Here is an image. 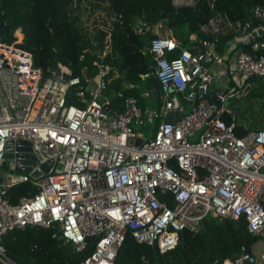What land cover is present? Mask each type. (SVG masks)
<instances>
[{
  "label": "built area",
  "instance_id": "built-area-1",
  "mask_svg": "<svg viewBox=\"0 0 264 264\" xmlns=\"http://www.w3.org/2000/svg\"><path fill=\"white\" fill-rule=\"evenodd\" d=\"M197 1L171 0L174 6ZM96 9L91 27H112L118 15ZM252 14L261 21L256 27L247 21L230 23L215 11L201 25L212 35L186 46L179 47L172 35L151 37L146 46L151 59L139 75L158 79L154 105H140L120 86L114 87V94L122 103L114 107L105 94L110 68L100 60L92 61L95 71L84 65L74 74L59 64V71L43 77L31 52L16 46L23 38L20 28L12 43L0 42V261L15 264L1 239L28 224L56 227L78 251L85 248L87 236H93L91 252L76 264H116L127 233L163 252L176 245L180 230H197L207 215L243 216L248 231L264 241V128L236 134L229 106L230 98L246 93L251 77L264 76V53L238 49L225 66L226 90L216 95L218 101L210 97L217 80L214 64L223 58L219 33L225 26L244 33L248 25L262 27L264 5L255 4ZM150 29L138 26V31ZM246 35L245 41L250 40L251 33ZM262 46V41L253 44L254 49ZM176 48L178 54L168 56ZM151 90L141 94L151 96ZM71 94L82 104L68 102ZM174 95L189 109L166 121ZM182 107L180 100V111ZM224 111L231 113V122L223 119ZM9 140L14 163L7 169L1 165ZM23 146L40 161L52 159L49 171L33 176L32 170L41 169L24 162ZM18 164L31 169L20 172ZM27 180L37 191L11 202L6 190ZM253 255L243 248L222 264H248Z\"/></svg>",
  "mask_w": 264,
  "mask_h": 264
},
{
  "label": "trees",
  "instance_id": "trees-1",
  "mask_svg": "<svg viewBox=\"0 0 264 264\" xmlns=\"http://www.w3.org/2000/svg\"><path fill=\"white\" fill-rule=\"evenodd\" d=\"M88 3L93 8L88 7ZM257 3L264 5V0H199L193 5L178 6H174L171 0H0V19L4 18L8 24L1 42L12 43L14 30L20 27L23 38L16 46L31 52L33 64L41 68L43 77L50 75L52 70L59 71V64L68 65L74 74L79 73L84 65L95 71L92 61L100 60L110 68L107 75L111 79L107 88L127 83L123 88L125 93L135 95L141 105H146L138 90L141 82H146L158 93L159 81L155 75L141 78L139 73L145 70L151 59L146 46L150 38L157 34L151 29L138 31V26L151 28L160 22L168 35L177 38L181 47L212 35L201 29L200 20L205 14L211 17L215 11L229 17L233 23L247 21L253 27L258 26L261 21L252 14V7ZM97 7L108 12L114 9L118 16L112 27L88 25L86 21ZM49 20L55 25L54 30L48 25ZM223 30L219 33L218 50L235 35L244 33L241 29L233 30L227 26ZM263 38L264 33L238 45L254 54L264 53L263 46L253 48V44ZM106 48L101 58L100 54ZM178 52L176 48L169 51L168 56L173 57ZM250 93L252 98L264 102V76L249 79L243 95ZM241 96L231 104L238 106L235 101ZM67 100L82 104L73 94ZM258 114L249 118L246 124L234 115L236 134L264 128L259 127L264 123V106ZM222 117L227 123L232 120L229 111H224ZM156 120L158 122L159 119ZM36 191L37 187L27 180L11 185L4 194L15 203L22 195H31ZM86 239L85 248L78 251L59 235L56 227L28 224L7 231L1 241L15 264H76L92 250L95 238L87 236ZM258 239L259 235L248 231L243 216L231 219L207 215L197 230H180L176 245L163 252L127 233L118 249L116 264H222L226 258L234 260L243 248L253 253L252 245ZM0 264L4 263L0 261Z\"/></svg>",
  "mask_w": 264,
  "mask_h": 264
},
{
  "label": "rangeland",
  "instance_id": "rangeland-1",
  "mask_svg": "<svg viewBox=\"0 0 264 264\" xmlns=\"http://www.w3.org/2000/svg\"><path fill=\"white\" fill-rule=\"evenodd\" d=\"M87 6L93 8V5L91 3H88ZM97 8L99 10H105V9H103L101 7H97ZM95 10H97V9H95ZM86 22L88 23V25H90L92 23V18L89 17V19ZM151 28L152 29L150 31L153 32V33H155V34H163V35H166V33H168V32H166V29H163V26L161 25L160 22H156L153 25V27H151ZM14 32H16L17 34H20L18 28L15 29ZM94 40L95 39L92 36V41H94ZM126 84L127 83H122L121 87L122 88H125ZM147 87H148V85H146V82H144V83L141 82L140 88H138V90L141 93L142 90L148 89ZM113 89H114V87H108L105 90V94L106 95H109L111 97V104L114 107H118V106L121 105L122 99L119 98V97H117V96H115ZM149 89L151 90V88H149ZM154 94H155V92L153 90H151V96L150 97L143 96L142 94H141V96H142V99L145 101V103H147V105H151L152 104L151 97L153 98L154 97ZM251 96H252L251 93L248 94V95H243V96H241L239 99H237L235 101L238 104V106L233 105V110L235 109V110L238 111L235 115L237 116L238 119L243 120V124H246V122H247V120L249 118H255V117H257L259 115L258 112H260L261 108L264 106V102L261 99H254ZM180 100H181V102L183 104V107L181 109V112L184 113V112L188 111L189 106L181 98V96H180ZM234 100L235 99L230 98V101L231 102H233ZM138 103L140 104V102H138ZM259 127H264V123H263V126H259ZM147 128H149V129L153 128V124H148L147 125ZM13 163H14V159L12 157H5L4 161L2 162L1 167L8 169ZM263 248H264V241L261 238L258 239L255 243H253V245H252V252H253L254 256L256 257V261L254 262V264H264Z\"/></svg>",
  "mask_w": 264,
  "mask_h": 264
},
{
  "label": "water",
  "instance_id": "water-1",
  "mask_svg": "<svg viewBox=\"0 0 264 264\" xmlns=\"http://www.w3.org/2000/svg\"><path fill=\"white\" fill-rule=\"evenodd\" d=\"M109 14L113 17L116 16V12L114 11V9H110L109 11ZM207 17L208 15L205 14L201 20H200V24H204L206 23L207 21ZM227 20L230 22V23H233L232 20L229 18V17H226ZM48 25L51 27L52 30L55 29V25L52 23L51 20L48 21ZM264 29V25L260 28H257V29H253V27L251 25H248L246 26L245 28V31L246 32H250L252 37H251V40L256 38L257 36L261 35L262 34V31ZM8 30V24L6 22V20L4 18H1L0 19V42H1V39L5 36L6 32ZM4 64V60L2 58H0V66H2ZM64 77L67 78V74H64ZM211 92V91H210ZM173 99V106L172 108L168 111V113L166 114L165 116V120L166 121H174L176 119H178L180 116H181V111H180V99L177 95H174L172 97ZM215 101H218L217 97H214L213 98ZM104 108L109 112V114H114L115 111L110 107V105L108 103H104ZM119 110V109H118ZM117 110V111H118ZM238 111L237 110H232L231 113L232 114H236ZM140 139H137L136 140V143L139 142ZM12 141L9 140L7 142V145L5 146V157H12V154L9 152V149L11 148L10 147V143ZM21 149L23 150L22 153H20V155L22 156H25L27 159L24 161L28 164H38L39 165V168L41 169L38 170V169H34L32 170L31 174L33 176H39L41 174V172H48L52 163H53V160L52 159H48L46 161H40L36 156H33L32 152L30 151L31 148L29 146H23L21 147ZM17 162H23L22 159H17ZM16 169L20 172H28L30 171L31 169V166L30 165H16ZM4 179V174L2 172H0V183L3 181ZM1 188V186H0ZM245 252V251H244ZM256 260V257L253 255L249 260L248 262L250 263H253L255 262Z\"/></svg>",
  "mask_w": 264,
  "mask_h": 264
},
{
  "label": "crops",
  "instance_id": "crops-1",
  "mask_svg": "<svg viewBox=\"0 0 264 264\" xmlns=\"http://www.w3.org/2000/svg\"><path fill=\"white\" fill-rule=\"evenodd\" d=\"M166 34H168V33H166ZM246 39H248L246 33H242L241 35H235L233 38L228 40L223 45L221 50H218L220 55H222L223 58H222V60L219 63L214 64V68L217 70V80L211 86L210 97L212 99L214 97H216V95L219 92H224L226 90V87L224 86V84H225V81H224L225 66H226V64L228 63L229 60L233 59V57L235 55V52L238 49H241V47L238 44L241 43V42H246L245 41ZM262 42L264 43V38H263ZM147 88L149 89V88H152V87L148 86ZM157 96H158V93L155 92L154 97L153 98L151 97V99H152V104L151 105H154V104L157 103V101H156L157 100L156 99ZM148 97H150V96H148ZM229 106L233 110V105H231V103H230Z\"/></svg>",
  "mask_w": 264,
  "mask_h": 264
},
{
  "label": "clouds",
  "instance_id": "clouds-1",
  "mask_svg": "<svg viewBox=\"0 0 264 264\" xmlns=\"http://www.w3.org/2000/svg\"><path fill=\"white\" fill-rule=\"evenodd\" d=\"M110 11V10H109ZM18 28H20V27H18ZM17 29V28H16ZM21 30V29H20ZM22 33V32H21ZM246 33V32H245ZM166 35H168V34H166ZM173 36V35H172ZM174 37V36H173ZM176 38V37H175ZM177 39V38H176ZM255 39V38H254ZM251 40V39H250ZM231 103V102H230ZM232 111V110H231ZM233 115H235V114H233Z\"/></svg>",
  "mask_w": 264,
  "mask_h": 264
},
{
  "label": "snow or ice",
  "instance_id": "snow-or-ice-1",
  "mask_svg": "<svg viewBox=\"0 0 264 264\" xmlns=\"http://www.w3.org/2000/svg\"><path fill=\"white\" fill-rule=\"evenodd\" d=\"M53 135H55V133H53Z\"/></svg>",
  "mask_w": 264,
  "mask_h": 264
}]
</instances>
